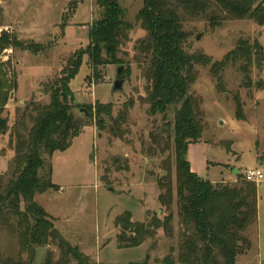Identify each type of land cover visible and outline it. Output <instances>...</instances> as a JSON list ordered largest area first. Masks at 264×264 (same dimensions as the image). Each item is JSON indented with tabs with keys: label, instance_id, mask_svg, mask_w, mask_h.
Instances as JSON below:
<instances>
[{
	"label": "rangeland",
	"instance_id": "1",
	"mask_svg": "<svg viewBox=\"0 0 264 264\" xmlns=\"http://www.w3.org/2000/svg\"><path fill=\"white\" fill-rule=\"evenodd\" d=\"M117 1L126 10L125 20L133 26L117 53L121 62L99 66L97 77L91 56L83 55L79 73L70 82L74 93L70 104L74 115L87 125L66 151H56L48 159L59 189L38 193L36 200L63 235L82 253L91 255L87 254L90 261L150 264L144 263L148 255L145 245L117 248L115 218L130 211L132 219L145 221L149 211L161 209L157 180L168 172L170 156L175 175L174 146L172 140L170 150L150 152L151 134L174 123L176 107L152 113L147 101L146 59L139 49L147 35L137 18L143 0ZM259 4L264 6V0H257L256 6ZM179 11L187 34L186 51L210 59L208 64L195 66L191 93L200 102L204 130L202 139L189 144L187 158L198 176L232 185L240 179L238 174L243 178L248 169L264 171V60L259 62L254 52L257 45L264 49V25L251 17L236 19L221 12L212 20L211 12L194 15ZM103 12L97 0H0V36L6 32L22 43L0 53L7 82L15 85L5 105L9 131L0 137V174L11 170L15 152L9 146L10 131L24 106L33 101L49 103L50 85L64 75L76 53L88 48L90 29ZM242 46L252 53L250 59L229 56ZM224 60L227 62L220 70L212 69L214 63ZM118 65H123L125 79L121 90L113 88L119 78ZM239 101L242 116L237 115ZM98 102L112 105L111 113L97 114ZM120 113L124 119L114 122ZM48 164L42 174L47 173ZM256 184L259 217L247 232L250 250L238 256L237 264H264V183ZM177 211L174 205L176 236L182 231ZM157 235L147 246L156 242L153 257H165L171 246H177V237L166 236L162 230ZM47 247L54 264L61 258L60 249L55 244ZM0 253L16 260L22 257L30 264L19 238L1 222ZM75 262L71 259V264Z\"/></svg>",
	"mask_w": 264,
	"mask_h": 264
},
{
	"label": "trees",
	"instance_id": "2",
	"mask_svg": "<svg viewBox=\"0 0 264 264\" xmlns=\"http://www.w3.org/2000/svg\"><path fill=\"white\" fill-rule=\"evenodd\" d=\"M97 2L104 12L90 29L88 48L76 53L69 60L64 75L50 85L49 103L33 101L26 104L10 131L9 146L14 150L15 158L11 170L0 174V222L19 238L21 251L29 255L30 264L35 260L37 247L51 244L57 245L62 254L54 264H71V259L76 261L75 264H92L87 254L62 235L50 214L37 202L36 195L59 189L52 180V162L48 164V159L56 151H66L87 125L74 115L70 104L74 97L70 82L79 73L83 55L91 56L90 64L98 77L99 66L121 62L117 53L133 27L125 20L126 10L117 0ZM256 4L257 0H143L144 7L137 18L147 30L146 39L139 47L146 59L147 101L152 113H164L172 106L176 107L174 123L151 134L149 150L155 152L159 149L164 153L171 149L173 140L175 175L170 156L166 165L168 172L157 180L161 213L149 211L145 221L132 219L130 211L118 214L115 218L118 248H135L156 240L162 230L166 236L177 237V246H171L164 258L155 259L162 264H237L238 256L250 250L251 237L247 232L259 217L258 185L248 182L244 175L243 179L241 173L238 174L240 179L232 185L215 184L198 176L187 158L189 144L202 139L204 130L200 102L191 93L197 76L195 66L208 64L210 59L186 51L187 34L179 10L194 15L211 12L212 20L219 14L217 12L236 19L251 17L264 25V6ZM19 44L22 43L4 32L0 36V53ZM254 52L262 62V46L257 45ZM251 54L248 47L242 46L229 56L250 59ZM226 62H216L212 69L218 71ZM4 65L0 61V137L9 131L8 117L4 112L11 90L15 88L7 82ZM105 111L111 113L112 105L98 102L96 113ZM241 113L239 101L237 115L242 116ZM124 117L120 113L113 121L119 123ZM28 120L33 123L31 127ZM103 122L99 119L101 125ZM47 164V173L42 174L41 170ZM174 205H177L182 227L178 236L174 232ZM156 245L153 243L151 250ZM151 258L149 252L144 262ZM0 264L28 263L22 257L16 260L0 253ZM44 264H51V259Z\"/></svg>",
	"mask_w": 264,
	"mask_h": 264
},
{
	"label": "water",
	"instance_id": "3",
	"mask_svg": "<svg viewBox=\"0 0 264 264\" xmlns=\"http://www.w3.org/2000/svg\"><path fill=\"white\" fill-rule=\"evenodd\" d=\"M199 35L197 36L198 38H199ZM122 70H123V65H118L117 71L119 73V78H117L114 81V85H113V88L115 90L123 89L122 86H123L125 79L122 77L123 76ZM221 123H223V121H221ZM237 172H238V169H236V173ZM35 254H36V257H35L33 264H44L47 261L48 256H49L48 247H45V246L37 247Z\"/></svg>",
	"mask_w": 264,
	"mask_h": 264
},
{
	"label": "built area",
	"instance_id": "4",
	"mask_svg": "<svg viewBox=\"0 0 264 264\" xmlns=\"http://www.w3.org/2000/svg\"><path fill=\"white\" fill-rule=\"evenodd\" d=\"M243 175L248 182L264 183V171L261 169H248Z\"/></svg>",
	"mask_w": 264,
	"mask_h": 264
},
{
	"label": "crops",
	"instance_id": "5",
	"mask_svg": "<svg viewBox=\"0 0 264 264\" xmlns=\"http://www.w3.org/2000/svg\"><path fill=\"white\" fill-rule=\"evenodd\" d=\"M238 172H239V169H238ZM238 172H237V173H238ZM161 212H162V210L160 209V210H159V213H161ZM56 226H57V225H56ZM57 228L60 230V232H61L62 235H63L62 230H61L58 226H57ZM116 230H117V229H116ZM116 234H117V233H116ZM63 236H64V235H63ZM116 236H117V235H116ZM64 237H65V236H64ZM66 239H67V238H66ZM67 240H68V239H67ZM69 240H70V239H69ZM69 240H68V241H69ZM70 241H71V240H70ZM71 243H72V241H71ZM116 243H117V238H116ZM72 244H73V243H72ZM143 245L146 246V248H147V250H148V251H147L148 253L151 252V257H152V258H151V260H150L149 262H147V263H150V264H152V263L162 264V263H160V262H156L155 259H156V258H161V259H162V258H164V257H159V256H154V257H153V251H154V250H151V247H148V246H147V242L144 243ZM143 245H140V246H143ZM253 246H255V245H253ZM253 246H252V247H253ZM136 247H138V246H136ZM117 248H118V243H117ZM119 248H120V247H119ZM119 248H118V249H119ZM121 249H122V248H121ZM257 249H259V248H257ZM84 253H86V252H84ZM87 254H88V253H87ZM88 255H89V254H88ZM89 256H90V258H91V255H89ZM258 257H261V251H260V255H259ZM94 262H95V263H94ZM94 262H93L92 259H91V263H92V264H102V263H99L98 261H94ZM262 262H263V261H262ZM144 263H145V262H144Z\"/></svg>",
	"mask_w": 264,
	"mask_h": 264
}]
</instances>
